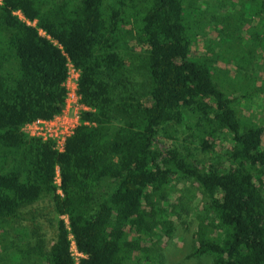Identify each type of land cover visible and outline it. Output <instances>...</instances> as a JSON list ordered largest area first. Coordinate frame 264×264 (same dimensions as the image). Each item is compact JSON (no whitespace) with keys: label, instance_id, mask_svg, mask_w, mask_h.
I'll return each instance as SVG.
<instances>
[{"label":"trees","instance_id":"1","mask_svg":"<svg viewBox=\"0 0 264 264\" xmlns=\"http://www.w3.org/2000/svg\"><path fill=\"white\" fill-rule=\"evenodd\" d=\"M137 1L115 0L106 9L103 0H2L0 224L13 232L19 210L43 195L50 196L57 220L47 248L35 235L32 243L1 247L0 264H74L69 236L85 255L79 264H129L143 243L152 253L153 236L168 235L171 218L189 214L163 192L177 175L192 178L209 199L195 214L189 257L264 264V127H245L236 98L213 80L212 60L192 58L185 0H144L139 32L149 83L144 98L131 94L116 49L125 11ZM257 4L264 14V0ZM16 11L35 25L19 20ZM2 62L8 63L4 72ZM68 62L79 71L77 93L89 110L80 113L59 152L51 141L25 137L21 128L62 111ZM185 111L231 134L226 171L199 168L159 142L163 126L180 124ZM200 146L209 148L204 139Z\"/></svg>","mask_w":264,"mask_h":264},{"label":"rangeland","instance_id":"2","mask_svg":"<svg viewBox=\"0 0 264 264\" xmlns=\"http://www.w3.org/2000/svg\"><path fill=\"white\" fill-rule=\"evenodd\" d=\"M63 0H57V2ZM78 3L79 0H70ZM115 0H103L108 8ZM185 24L193 36L190 52L194 59H211L213 80L228 95L236 98L234 109L245 127H264V14L257 11V0H185ZM188 4V7L186 5ZM144 0H138L134 9L125 11V23L120 25L116 52L125 62V87L137 98H144L149 83L142 59L146 46L141 42L140 17ZM3 35L1 36L2 39ZM2 62V71L7 69ZM130 81L127 84V81ZM262 89L263 92H257ZM180 124L169 123L159 133V142L178 151L185 159L199 168L213 166L220 171L229 167L227 151L232 145L231 134L216 125H207L197 115L185 111ZM167 134L168 137L165 135ZM209 148L203 150L200 140ZM264 149V133L262 137ZM110 191L107 190V194ZM169 202L179 200L189 210L171 218V232L153 236L154 251L143 250L129 260V264H212L209 255L189 257L196 246V213H203L209 199L192 178L177 175L163 189ZM264 200V184L261 189ZM57 216L50 196L43 195L31 205L22 207L12 222L13 232L7 225L0 228V249L11 244L20 246L32 243L33 236L42 238L44 246L52 244L56 235ZM67 225V218H63ZM18 229H23L19 232ZM133 239L134 237L131 236ZM10 249V248H9ZM160 261V263L158 262Z\"/></svg>","mask_w":264,"mask_h":264},{"label":"built area","instance_id":"3","mask_svg":"<svg viewBox=\"0 0 264 264\" xmlns=\"http://www.w3.org/2000/svg\"><path fill=\"white\" fill-rule=\"evenodd\" d=\"M2 0H0V6ZM19 20L27 25L34 26L35 22L27 21L19 11L14 12ZM39 34L44 36V32L39 31ZM66 72V79L63 83L65 89L64 107L59 114L52 116L50 119H35L29 123H26L21 128V133L25 137L37 138L41 141L53 142V147L56 151H62L65 140L73 133L75 128L80 124V113L87 111L89 108L80 103V97L77 93V82L79 71L68 62ZM55 185H57V192L60 194V177L58 170L54 178ZM71 243L70 252L73 257L74 264H79V260L85 257L80 253L72 240V236H69Z\"/></svg>","mask_w":264,"mask_h":264}]
</instances>
